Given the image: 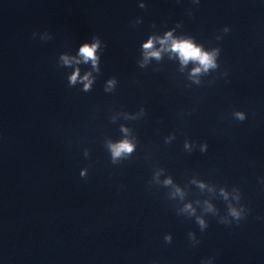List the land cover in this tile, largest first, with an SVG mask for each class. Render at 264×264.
Here are the masks:
<instances>
[{
  "label": "water",
  "instance_id": "obj_1",
  "mask_svg": "<svg viewBox=\"0 0 264 264\" xmlns=\"http://www.w3.org/2000/svg\"><path fill=\"white\" fill-rule=\"evenodd\" d=\"M95 0H0V128Z\"/></svg>",
  "mask_w": 264,
  "mask_h": 264
},
{
  "label": "clouds",
  "instance_id": "obj_2",
  "mask_svg": "<svg viewBox=\"0 0 264 264\" xmlns=\"http://www.w3.org/2000/svg\"><path fill=\"white\" fill-rule=\"evenodd\" d=\"M151 45H145V47H150ZM96 45L88 46L85 45L81 48V53L85 56L86 59L91 58L93 62L95 63V55H94V48ZM177 50L181 52V55L185 58H197L200 60L202 64L205 65V67L208 66L210 62V58L207 54H200L199 50L194 49L190 44L183 43L177 46ZM75 79V77H73ZM87 87V85H86ZM240 117L243 118L242 114H240ZM121 151H131V147L127 143H121L119 146L115 147V155H119ZM238 215V213H235Z\"/></svg>",
  "mask_w": 264,
  "mask_h": 264
}]
</instances>
